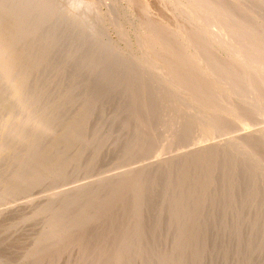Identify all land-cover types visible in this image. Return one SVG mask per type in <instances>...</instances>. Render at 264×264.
Masks as SVG:
<instances>
[{
	"label": "rangeland",
	"instance_id": "374dc122",
	"mask_svg": "<svg viewBox=\"0 0 264 264\" xmlns=\"http://www.w3.org/2000/svg\"><path fill=\"white\" fill-rule=\"evenodd\" d=\"M214 1L0 0V264H264V0Z\"/></svg>",
	"mask_w": 264,
	"mask_h": 264
},
{
	"label": "bare ground",
	"instance_id": "6f19581e",
	"mask_svg": "<svg viewBox=\"0 0 264 264\" xmlns=\"http://www.w3.org/2000/svg\"><path fill=\"white\" fill-rule=\"evenodd\" d=\"M80 1H81V0H80ZM93 1H94V0H93ZM213 1H214V0H213ZM215 1L217 2V0H215ZM215 1H214V2H215ZM228 1H229V0H228ZM228 1H226V2L229 4L230 1H229V2H228ZM233 1H234V0H233ZM233 1H232V2H233ZM236 1H237V0H236ZM239 1H240V0H239ZM87 2H88V1H87ZM133 2H134V1H133ZM186 2H187V1H186ZM188 2H189V1H188ZM201 2H203V1H201ZM222 2H224V1H222ZM222 2H221V3H222ZM232 2H231V3H232ZM237 2H238V1H237ZM237 2H235V3H237ZM84 3H85V2H84ZM130 3H131V2H130ZM139 3H140V2H139ZM167 3H168V2H167ZM180 3H182V2H180ZM217 3H219V2H217ZM231 3H230V4H231ZM91 4H92V3H91ZM131 4H132V3H131ZM135 4H136V3H135ZM183 4H184V3H183ZM183 4H182V5H183ZM186 4H187V3H186ZM214 4H215V3H214ZM224 4H225V3H224ZM228 4H227V5H228ZM237 4H238V3H237ZM242 4H243V3H242ZM95 5H96V4H95ZM221 5H222V4H221ZM231 5H232V4H231ZM84 6H85V5H84ZM206 6H207V5H206ZM235 6H236V5H235ZM232 7H234V6H232ZM236 7H237V6H236ZM238 7H240V6H238ZM238 7H237V8H238ZM94 8H95V7H94ZM87 9H88V8H87ZM95 9H96V8H95ZM235 9H236V8H235ZM75 10H76V8H75ZM135 10H136V9H135ZM186 10H187V9H186ZM222 10H223V9H222ZM230 10H231V9H230ZM91 11H92V10H91ZM161 11H162V10H161ZM198 11H199V10H198ZM212 11H213V10H212ZM234 11H235V10H234ZM216 12H217V11H216ZM218 12H219V10H218ZM218 12H217V13H218ZM231 12H232V11H231ZM231 12H229V13H231ZM214 13H215V12H214ZM232 13L234 14V12H232ZM236 13H237V12H236ZM219 14L221 15V13H219ZM176 15H177V14H176ZM236 15H237V14H236ZM88 16H89V15H88ZM185 16H186V15H185ZM197 16H198V15H197ZM230 16H231V15H230ZM233 16H234V15H233ZM214 17H215L216 20H215V21L213 20V21H214V23H215L216 25H218L217 23H218V21H219V17H220V16H218V14H217V15H215ZM234 17H235V16H234ZM199 18H200V17H199ZM245 18H246V19H245V21L243 22V25H242V27H243L242 30H243V31H246V30L250 27V24H251V21H252V20H251V19H252L251 17H249L248 19H247V17H245ZM178 19H180V18L178 17ZM213 19H214V18H213ZM197 20H198V19H197ZM200 20H201V19H200ZM209 20H210V19H209ZM174 21H175V20H174ZM138 22H139V21H138ZM143 22H144V21H143ZM149 22H150V21H149ZM208 22H209V21H208ZM208 22H205V23H208ZM145 23H146V22H145ZM199 23H200V22H199ZM141 24H142V23H141ZM144 25H145V24H144ZM149 25H151V24L149 23ZM201 25H202V24H201ZM201 25H200V26H201ZM209 25H210V24H209ZM221 25H222V23H221ZM257 25H258V24H257ZM137 26H138V24H137ZM203 26H204V25H203ZM212 26H213V25H212ZM212 26H211L210 28H212ZM138 27L141 28L140 26H138ZM144 27H145V26H144ZM176 27H177V26H176ZM188 27H189V26H188ZM201 27H202V26H201ZM222 27H223V26H222ZM222 27H221V28H222ZM171 28H172V27H171ZM210 28H209V29H210ZM223 28H224V27H223ZM250 28H251V27H250ZM181 29H182V27H181ZM201 29H202V28H201ZM239 29H240V28H239ZM212 30H213V29H212ZM235 30H236V29H235ZM144 31H145V30H144ZM177 31H178V30H177ZM251 31H252V30H251ZM142 32H143V31H142ZM222 32H223V31H222ZM227 32H228V31H227ZM261 32H262V31H261ZM179 33H180V32H179ZM204 33H205V32H204ZM217 33H218V32H217ZM229 33H230V32H229ZM258 33H259V32H258ZM150 34H151V33H150ZM172 34H173V33H172ZM212 34H213V33H212ZM250 34H251V33H249V36H250ZM179 35H181V34H179ZM235 35H236V34H235ZM247 35H248V33H247ZM252 35H253V34H252ZM254 35H255V34H254ZM257 35H258V34H257ZM143 36H145V35H143ZM155 36H156V35H155ZM196 36H199V35L197 34ZM205 36H206V35H205ZM232 36H233V35H232ZM260 36H261V35H260ZM149 37H150V36H148V38H149ZM217 37H218V36H217ZM225 37H226V36H225ZM256 37H257V36H256ZM155 38H156V37H155ZM223 38H224V37H223ZM223 38H222V39H223ZM262 38H263V39H262ZM262 38H261V39H262V41H263V40H264V32L262 33ZM182 39H183V37H182ZM197 39H198V38H197ZM212 39H213V38H212ZM236 39H237V38H236ZM150 40H151V39H150ZM197 41H198V40H197ZM257 42H258V41H257ZM149 43H151V42H149ZM149 43H148V44H149ZM192 43H193V42H192ZM219 43H220V42H219ZM223 43H224V42H223ZM227 43H228V42H227ZM239 43H240V42H239ZM158 44H160V43H158ZM210 44H211V43H210ZM217 44H218V43H217ZM194 45H195V44H193L192 47H194ZM203 45H204V44H203ZM257 45H258V44H257ZM158 46H159V45H158ZM158 46H157V47H158ZM161 46H162V45H161ZM241 46H243V45H241ZM246 46H249V45L247 44ZM250 46H251V45H250ZM137 47H138V46H137ZM197 47H199V46H197ZM253 47H254V46H253ZM194 48H196V47H194ZM200 48H201V47H200ZM120 49H121V48H120ZM158 49H160V48L158 47ZM160 50H161V49H160ZM234 50H235V49H234ZM251 50H252V49H251ZM251 50H250V51H251ZM194 51H195V50H194ZM201 51H202V49H201ZM157 52H158V51H157ZM198 52H199V50H198ZM202 52H203V51H202ZM263 53H264V52H263ZM145 54H146V53H145ZM156 54H157V53H156ZM235 54H236V53H235ZM240 54H241V53H240ZM248 54H249V53H248ZM143 55H144V54H143ZM146 55H147V54H146ZM235 56H236V55H235ZM143 57H145V56H143ZM251 57H253V56H251ZM255 57H257V56H255ZM240 58H241V57H240ZM221 59H222V58H221ZM255 59H256V58H255ZM176 61H178V60L176 59ZM235 61H236V60H235ZM179 62H180V63H183V62H181V61H179ZM179 62H176V63H179ZM222 63H223V62H222ZM249 63H250V62H249ZM263 64H264V63H263ZM176 66H177V70H179V69H181L180 67L183 66V65H181V64H176ZM230 66H231V65H230ZM228 67H229V66H228ZM238 67H239V66H238ZM250 67H251V66H250ZM225 68H226V67H225ZM231 68H232V67H231ZM244 69H245V68H244ZM242 72H243V71H242ZM242 72H241V73H242ZM177 73H178V72H177ZM258 74H259V73H258ZM258 74H257V75H258ZM260 74H261V73H260ZM241 76H242V75H241ZM255 77H256V76H255ZM257 77H258V76H257ZM240 78H241V77H240ZM249 78H250V76H249ZM222 83H223V81H222V82L219 81V83H218L216 86H217L218 88H220V85H221ZM253 83H254V82H253ZM257 84L259 85V82H257ZM257 84H255V85H257ZM222 85H223V84H222ZM245 85H246V84H245ZM249 85H250V84H249ZM252 85H253V84H252ZM252 85H251V87H253ZM214 86H215V85H214ZM251 87H250V88H251ZM162 88H163V87H162ZM162 88H161V89H162ZM218 88H216V89H218ZM164 89H165V88H164ZM220 89H221V88H220ZM251 89H252V88H251ZM252 90H253V89H252ZM254 90H255V89H254ZM254 90H253V91H254ZM234 91H235V90H234ZM255 91H258V90H255ZM251 93H252V92H251ZM242 94H243V93H242ZM199 95H200V94H199ZM197 96H198V95H197ZM202 98H203V97H202ZM202 98H201V99H202ZM257 98H258V96H257ZM199 99H200V98H199ZM251 100H252V99H251ZM255 101H256V100H255ZM196 103H197V102H196ZM261 105H263V104L261 103ZM258 109H260V108H258ZM258 109H257V111H258ZM249 111H250V110H249ZM254 112H255V111H254ZM227 113H228V112H227ZM230 114L232 115V113H230ZM226 115H228V114H225V119H226ZM221 116H222V115H221ZM227 117H230V116H227ZM225 119H224V120H225ZM225 121H226V120H225ZM262 132H263V131H262ZM262 132H261V133H262ZM212 134H213V133H212ZM153 135H154V134H153ZM253 135H254V134H253ZM255 135H257V134L255 133ZM250 136L252 137V134H250L248 137H247V135H246L245 137H247V138L249 139V138H251ZM260 137H263V136H260ZM157 138H158V137H157ZM240 138H241V137H240ZM247 138H246V139H247ZM257 138H258V137H257ZM233 139H234V138H233ZM236 140H237V139H236ZM236 140H234V141H236ZM238 140H240V139H238ZM238 140H237V141H238ZM242 140H243V139H242ZM240 141H241V140H240ZM244 141H246V140L244 139ZM150 143H151V141H150ZM223 143H224V142H223ZM161 145H162V144H161ZM238 145H239V144H238ZM149 146H151V145H149ZM156 146H157V145H156ZM165 146H166V145H165ZM221 146H222V145H221ZM245 146H246V145H245ZM230 147H231V146H230ZM249 147H250V146H249ZM153 148H154V147H152V149H153ZM155 148H156V147H155ZM155 148H154V149H155ZM149 149H151V147H150ZM219 149H220V148H219ZM191 151H192V150H191ZM194 151H195V150H194ZM184 154H185V153H184ZM180 155H181V154H180ZM178 157H180V156H178ZM191 158H193V157H191ZM186 159H188V156H187ZM172 160H173V159H172ZM191 161H192V160H191ZM195 161H196V160H195ZM172 162H174V161H172ZM175 162L177 163L178 160H176ZM187 162H188V161H187ZM155 163H156V162H155ZM155 163H154V164H155ZM178 163H179V162H178ZM156 164H157V163H156ZM166 164L168 165V163H166ZM174 164H175V163H174ZM152 165H153V164H152ZM176 165H177V164H176ZM180 165H181V164H180ZM174 166H175V165H173V167H174ZM177 166H178V165H177ZM161 167H162V166H161ZM209 167H210V166H209ZM164 168H165V167H164ZM145 169H147V168H145ZM148 169H150V168H148ZM114 170H115V169H114ZM152 170H154V169H152ZM142 171H143V170H142ZM139 172H140V170H139ZM148 173H149V172H148ZM123 174H124V173H123ZM138 174H139V176H142V175H140V173H138ZM141 174H142V172H141ZM143 174H145V173H143ZM111 175H112V174H111ZM117 175H118V174H117ZM114 176H115V175H114ZM116 177H117V176H116ZM119 177H120V176H119ZM171 177H172V176H171ZM113 179H114V178H113ZM135 179H136V178H135ZM139 179H140V177H139ZM169 179H170V178H169ZM141 180H142V179H141ZM109 181H110V179H109ZM144 181H145V180H144ZM172 181H173V180H172ZM113 182H114V181H113ZM108 183H109V182H108ZM154 183H155V182H154ZM85 185H86V184H85ZM59 186H60V185H59ZM108 186H109V185H108ZM70 188H71V187H70ZM80 188H81V187H80ZM83 189H84V188H83ZM70 190H71V189H70ZM76 191H77V190H76ZM65 192H67V190H66ZM65 192H64V193H65ZM54 195H55V194H54ZM87 198H88V197H87ZM62 200H63V199H62ZM62 200H61V201H62ZM64 200H65V199H64ZM89 203H90V202H89ZM80 204H81V203H80ZM78 205H79V204H78ZM66 207H67V206H66ZM140 219H141V218H140ZM138 223H139V222H138ZM142 233H143V232H142Z\"/></svg>",
	"mask_w": 264,
	"mask_h": 264
}]
</instances>
